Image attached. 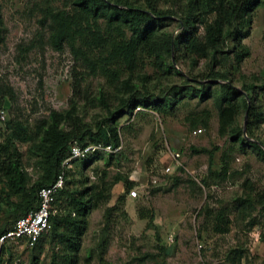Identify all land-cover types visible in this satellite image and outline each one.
<instances>
[{
	"label": "trees",
	"instance_id": "obj_1",
	"mask_svg": "<svg viewBox=\"0 0 264 264\" xmlns=\"http://www.w3.org/2000/svg\"><path fill=\"white\" fill-rule=\"evenodd\" d=\"M29 4V15L40 31L28 45H18V51L25 53L46 44L56 52L68 49L73 60L72 95L66 109L51 111L32 130L17 117L0 124V234L36 209L39 189L52 184L62 170L64 173V185L51 208L50 229L32 248L26 247L33 251L30 264H39L47 242L53 248L49 264H79L89 214L109 200L116 184L123 183L127 195L136 186L118 173L108 180L105 169L96 182H89L83 173L99 160L105 168L113 163L118 166L121 149L74 159L67 168L62 164L70 156L73 143L87 145L88 141L115 148L122 145L118 121L125 115L132 118L137 109L164 117L185 106L188 100H196L197 105L211 101L217 112L218 134L230 137L241 152L246 146L253 148L264 160L262 141H247L248 137L259 140L254 132L263 121L256 104V84L243 83L244 93L234 84V73L250 56L243 40L251 29L253 13L264 0H30ZM174 30H178L177 35ZM3 32L0 9V46ZM87 77L101 80L97 95L92 98L83 89ZM14 98L13 90L0 83V106L8 109ZM92 101L104 113L94 125L81 115L90 104L94 105ZM246 110L244 132L238 117ZM209 120L207 110L186 117L189 130L193 131L206 130ZM16 140L29 144L26 158L38 170L34 181L25 169L24 155ZM191 151L207 154L209 166L212 165L213 151L204 147H191ZM71 172L81 173L82 177L69 181ZM228 172V162L222 161L213 174L216 179L225 180ZM94 173L99 170L96 168ZM174 180L179 182L178 177ZM200 183L206 186V179L201 178ZM123 198L124 195L118 200L123 202ZM233 202L241 219L249 217L250 210L258 206L264 214V191L256 192L249 181L244 182L242 194ZM110 210H106L107 216ZM205 213L210 214L207 207ZM210 216L214 234L229 233L232 220L228 208ZM148 219L152 222L153 214ZM256 224L249 221L251 228ZM260 240H264V233ZM106 244L102 237L98 247ZM7 246L0 248V264ZM245 252L243 248L232 250L231 264H241ZM147 256L155 263V255Z\"/></svg>",
	"mask_w": 264,
	"mask_h": 264
},
{
	"label": "rangeland",
	"instance_id": "obj_2",
	"mask_svg": "<svg viewBox=\"0 0 264 264\" xmlns=\"http://www.w3.org/2000/svg\"><path fill=\"white\" fill-rule=\"evenodd\" d=\"M29 1L0 0L4 28L0 83L9 86L15 95L14 101H9L7 118L17 117L32 130L51 111L68 107L73 60L68 49L56 52L46 44L25 53L18 51V45H28L40 31L29 15ZM177 34L178 30H174V35ZM243 44L249 48L250 56L234 73V84L242 93L243 83L256 84V104L263 113V121L254 134L260 141L252 137L247 141H262L264 148V4L253 13L251 29ZM100 84V79L87 77L83 83L86 95H97ZM84 102L85 98L81 99L80 105ZM185 103L164 117L143 108L137 109L132 118L123 116L118 121L122 128L120 164L105 168L99 160L84 170L89 182H96L103 169L108 180L121 174L134 181L139 197L130 199L123 183L112 188L109 200L101 202L88 216L79 264H231L230 253L239 248L246 250L241 264H264V240H260L264 214L258 206L250 210L249 217L241 219L233 202L234 197L242 194L245 181L253 183L256 192L264 191V160L253 148L246 146L241 152L230 137L218 134L217 112L211 101L200 105L196 100ZM202 110L210 114L209 127L194 135L186 117ZM245 112L238 117L244 132L248 120ZM81 115L94 125L104 113L97 104H90ZM16 144L24 155L30 180L34 181L38 170L26 158L29 144L17 140ZM191 147L213 151L212 165L209 166L207 154H193ZM175 154H178L176 161ZM222 161L228 162V177L218 180L213 173L220 169ZM166 167L170 168L169 173L164 172ZM96 168L98 174L94 173ZM71 173L69 181L82 177L81 173ZM152 177L156 179L153 184ZM201 178L206 179V186L201 185ZM122 195L123 202L118 200ZM206 207L210 214L221 208L230 210L232 224L228 234L217 235L210 230L212 218L205 213ZM107 209H111L108 216ZM151 214L152 222L148 219ZM250 220L257 223L255 227H250ZM102 237L107 244L98 247ZM45 245L39 264L50 262L53 248L48 242ZM6 248L2 264L32 262L33 251L21 242H12ZM147 255H155V263Z\"/></svg>",
	"mask_w": 264,
	"mask_h": 264
},
{
	"label": "built area",
	"instance_id": "obj_3",
	"mask_svg": "<svg viewBox=\"0 0 264 264\" xmlns=\"http://www.w3.org/2000/svg\"><path fill=\"white\" fill-rule=\"evenodd\" d=\"M7 119V109L0 106V124ZM202 130L197 129L193 131L194 135L200 134ZM122 145L115 148L112 145H104L101 143L79 145L73 143L71 145L70 156L63 162L62 167L67 168L74 159L85 158L87 155L95 152L116 153L121 149ZM174 160L178 158V154L173 156ZM165 173L170 172V168L166 167ZM152 184L156 179L152 177ZM64 185L63 170L57 175L55 181L49 186L41 187L38 191V206L36 209L28 211L24 216L15 221L11 228L6 229L0 234V248L3 245L11 244L12 242H21L27 248H32L37 240L50 229V215L51 208L54 205L55 199L59 191ZM130 199L139 197L137 188H133L128 192Z\"/></svg>",
	"mask_w": 264,
	"mask_h": 264
},
{
	"label": "water",
	"instance_id": "obj_4",
	"mask_svg": "<svg viewBox=\"0 0 264 264\" xmlns=\"http://www.w3.org/2000/svg\"><path fill=\"white\" fill-rule=\"evenodd\" d=\"M245 97H246V99H248L247 96H245ZM248 107H249V104H248ZM246 116H247V110H246V112H245V118H246Z\"/></svg>",
	"mask_w": 264,
	"mask_h": 264
}]
</instances>
